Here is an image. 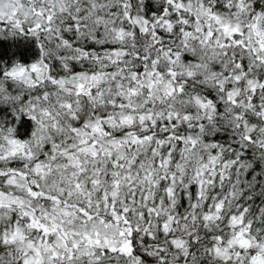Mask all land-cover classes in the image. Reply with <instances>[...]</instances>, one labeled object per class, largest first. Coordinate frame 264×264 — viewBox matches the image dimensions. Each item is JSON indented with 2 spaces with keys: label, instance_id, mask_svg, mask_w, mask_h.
Instances as JSON below:
<instances>
[{
  "label": "snow or ice",
  "instance_id": "snow-or-ice-1",
  "mask_svg": "<svg viewBox=\"0 0 264 264\" xmlns=\"http://www.w3.org/2000/svg\"><path fill=\"white\" fill-rule=\"evenodd\" d=\"M169 4L149 15L136 0H0V20L21 32L20 15L38 17L27 31H47L70 70L48 77L68 94L55 133L39 138L38 151L15 137L0 145V264H264V56L245 62L233 52L216 96L187 93L188 78L209 65L178 75L187 57L168 42L177 30L171 8H190ZM222 27L243 35L239 25ZM217 126L231 130V142L208 141ZM153 217L171 237L155 251Z\"/></svg>",
  "mask_w": 264,
  "mask_h": 264
},
{
  "label": "clouds",
  "instance_id": "clouds-1",
  "mask_svg": "<svg viewBox=\"0 0 264 264\" xmlns=\"http://www.w3.org/2000/svg\"><path fill=\"white\" fill-rule=\"evenodd\" d=\"M24 2L28 5L33 0H24ZM40 2L41 0H36L37 4ZM240 2L241 0H184L185 7L190 8V11L171 8L174 13L172 22L177 30L168 34V42L175 41V44L180 46L182 56L187 57V60H182L175 66L178 75L185 73L188 66L195 68L197 64L208 63L209 65L207 69L203 67L196 69L195 75L188 78L187 93L195 94L193 89H196L203 96H207L209 92L216 96L214 81L217 76L223 78L225 64L230 60L233 52L243 53L245 62L255 56H264V50L260 49V43L264 41V0H242L245 6L243 10L236 7ZM136 3L140 6L141 14L147 11L149 15L153 11L171 7L169 0H136ZM201 5L204 9L213 10L221 17V20L217 22L214 17L208 15L206 10L201 9ZM7 10L6 5L5 11ZM181 15L188 20L187 25L179 22ZM19 18L25 28L24 32H21L15 27L14 22L7 20L6 17L0 20V41L6 45V49L0 48V145L7 147L5 136L15 137L27 141L33 151H38L39 138L44 137L47 141V138L56 131L52 125H59L61 121H66V113L61 108L59 100L67 98L68 94L62 88L53 85L48 77L56 74V78L59 79L70 70L56 61L55 56L58 50L55 42L49 39L47 31H27L39 18L34 15L27 17L20 15ZM223 24H228L230 27L239 25L243 35L237 33H233L232 36L226 35ZM250 25L255 27L251 28ZM197 27L201 29L198 32ZM181 28L192 30L195 38L184 37L179 31ZM209 29L212 32L211 36H207ZM185 39H187V47L184 46ZM235 39L244 40L245 45H235L233 43ZM221 44L225 47L221 48ZM251 49L255 51L252 52ZM214 53L217 54L216 58L209 60L208 58ZM164 63L162 60L161 65L163 66ZM33 64H37L38 69L34 70ZM20 67H23V72L10 75L13 69ZM76 70L86 71L87 69L83 64H77ZM164 72H167L166 68ZM160 87L162 88L163 84ZM217 102L223 105L221 100L218 99ZM260 126L264 127V123ZM9 129L12 131L9 132ZM224 139L232 141L230 129H220L217 126V130L208 134L209 142L213 140L223 142ZM180 195L178 190L177 196ZM152 220V230L157 235V240L149 239L148 245L152 246L153 251L157 242L167 248V240L171 237L166 233L161 234L156 218L153 217ZM221 228L227 233L231 232V229L224 225ZM143 240L144 232L141 231L136 237L137 244L143 246ZM174 253L175 249H171L165 254L171 260ZM145 264H161V262L155 257H149ZM180 264H183V261H180Z\"/></svg>",
  "mask_w": 264,
  "mask_h": 264
},
{
  "label": "trees",
  "instance_id": "trees-1",
  "mask_svg": "<svg viewBox=\"0 0 264 264\" xmlns=\"http://www.w3.org/2000/svg\"><path fill=\"white\" fill-rule=\"evenodd\" d=\"M0 48H5L6 49V45H4V43L2 41H0Z\"/></svg>",
  "mask_w": 264,
  "mask_h": 264
}]
</instances>
